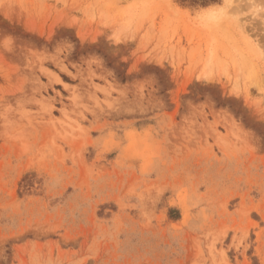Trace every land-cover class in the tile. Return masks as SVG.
I'll list each match as a JSON object with an SVG mask.
<instances>
[{
    "label": "rangeland",
    "instance_id": "374dc122",
    "mask_svg": "<svg viewBox=\"0 0 264 264\" xmlns=\"http://www.w3.org/2000/svg\"><path fill=\"white\" fill-rule=\"evenodd\" d=\"M0 264H264V0H0Z\"/></svg>",
    "mask_w": 264,
    "mask_h": 264
},
{
    "label": "trees",
    "instance_id": "16d2710c",
    "mask_svg": "<svg viewBox=\"0 0 264 264\" xmlns=\"http://www.w3.org/2000/svg\"><path fill=\"white\" fill-rule=\"evenodd\" d=\"M182 1H185V0H182ZM202 1L204 4L206 3H212V2H216L217 0H200Z\"/></svg>",
    "mask_w": 264,
    "mask_h": 264
}]
</instances>
